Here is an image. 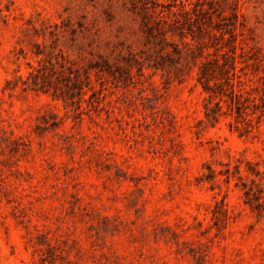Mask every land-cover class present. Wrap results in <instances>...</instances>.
<instances>
[{
    "label": "rangeland",
    "instance_id": "374dc122",
    "mask_svg": "<svg viewBox=\"0 0 264 264\" xmlns=\"http://www.w3.org/2000/svg\"><path fill=\"white\" fill-rule=\"evenodd\" d=\"M0 264H264V0H0Z\"/></svg>",
    "mask_w": 264,
    "mask_h": 264
},
{
    "label": "trees",
    "instance_id": "16d2710c",
    "mask_svg": "<svg viewBox=\"0 0 264 264\" xmlns=\"http://www.w3.org/2000/svg\"><path fill=\"white\" fill-rule=\"evenodd\" d=\"M38 54L40 53H37V55ZM29 68H30V71L27 73L26 78H24L22 75H16L12 81L7 82V86H9L10 88H16L18 84H21L22 86L26 88H30V89L37 88L38 86L37 79L41 77L39 72L42 68V65L40 64V62H37L36 67L30 66Z\"/></svg>",
    "mask_w": 264,
    "mask_h": 264
}]
</instances>
